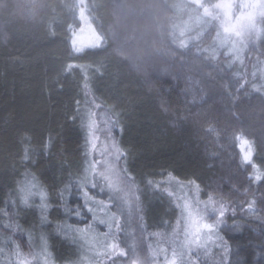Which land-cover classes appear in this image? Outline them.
<instances>
[{
  "label": "trees",
  "instance_id": "16d2710c",
  "mask_svg": "<svg viewBox=\"0 0 264 264\" xmlns=\"http://www.w3.org/2000/svg\"><path fill=\"white\" fill-rule=\"evenodd\" d=\"M75 2L0 0V208L17 213L14 222L25 230L85 224L66 209L76 207L75 188L92 175L84 124L90 93L122 127L113 134L130 153L127 167L150 250L174 232L178 210L148 181L155 185L171 174L198 184L203 197L231 205L254 198L259 215L228 216L235 227L222 228L224 258L212 264H264V182L250 179L253 168L241 162L233 141L247 137L252 163L264 170V94L234 90L232 68L175 47L169 0H90L103 43L76 54L70 42L79 25ZM29 179L48 194L44 223L32 208L11 204ZM6 220L0 217V225ZM51 244L54 252L66 247Z\"/></svg>",
  "mask_w": 264,
  "mask_h": 264
},
{
  "label": "rangeland",
  "instance_id": "374dc122",
  "mask_svg": "<svg viewBox=\"0 0 264 264\" xmlns=\"http://www.w3.org/2000/svg\"><path fill=\"white\" fill-rule=\"evenodd\" d=\"M89 1L76 0L75 2L79 5V25L77 29L72 31L70 42L73 52L76 54H80L85 50H96L103 43L102 35L94 22L95 17L93 20L90 11ZM169 3L176 13V16L171 18L169 32L170 40L175 47L178 49H190L189 51H193L198 55L205 54L207 58L212 59L215 63L224 64L232 68L234 70L233 77L234 79L236 78L231 83L234 90H243L248 87L251 91L264 94V0H169ZM88 96L89 104L86 103V108L84 105L85 125L90 105L92 103L99 105L90 93ZM90 110L97 114L98 127L101 131L97 132L96 135L99 137L97 144L100 147L106 142L104 135L105 118L111 117L101 105L98 109L90 108ZM235 137L236 135H234L233 141L236 142ZM88 140L89 136H87ZM88 147L89 145L87 144ZM89 153H92L93 158L97 161L109 159L107 156L101 157L99 151H92L90 147ZM100 167L101 165L98 164L97 168ZM253 175L254 170H252ZM166 177L156 181L155 185L159 187H154L167 194L169 192L173 193L170 197L178 210L177 220L181 218V211L177 204L183 202L181 199L183 196H188L191 199H195L198 196L201 201L207 200L208 196L203 197L200 189L197 192L195 183L190 185L192 181H180L172 176ZM91 179L92 175L89 177V181ZM22 183L32 184L34 182L29 179ZM97 199H104L107 203L106 196H97ZM253 200L254 198H251L248 202ZM35 204L39 205L38 198H35ZM228 205H230V208L226 212L223 222L218 224L212 233L209 234L205 230L200 234L203 246L200 248L193 247V252L198 253V255L193 256L196 264H212L215 260L224 258L222 254L225 253L226 247L222 239V228L229 230L235 227H230L228 223L229 215L239 213L249 216L254 215L255 217L259 215L254 205L251 211L248 209L247 203L238 202L237 205ZM19 207L20 209L23 208V206ZM93 207L98 218L107 219L106 213L115 211L114 207L111 209L98 208L95 205ZM203 207L204 205L201 203L200 208L203 209ZM32 209L41 214L38 206ZM211 214L212 209L209 208L206 215ZM118 215H120L121 227L117 230L114 226L111 232H109L107 227L100 226L89 219L87 223L92 225V228L87 234V240L83 239L79 233L74 232L77 228L85 227V224L79 226L67 225L62 228L63 231L61 228L51 231L43 225L31 226L26 229L32 233L31 247H29L25 239L27 232L13 233L11 230L5 229L3 233H6V235H3L0 240V246L5 247V254L0 257V260L7 261L9 258L8 247L4 244V240L7 237L14 236L21 243L24 253L28 254L29 252L40 251L41 237L43 236L47 240L51 264H80L81 261H83V264H89V261L95 264L93 254L97 247L102 249L105 241L108 243L115 242L129 252L132 246H135L141 258H147L151 264V251L156 250V248L149 249L148 240L142 231V224L139 218L141 212L125 208L124 212L122 214L118 213ZM8 222L10 221H5V223ZM208 222H213V220L210 219ZM174 228V231H179V239L182 240V225L178 226L176 222ZM173 233L162 235L158 245L160 248H169V256L171 255ZM52 241L63 242L66 247L61 251L56 250L54 252L52 250ZM162 257L163 254H161L157 264H163ZM184 258L187 259L188 257L185 256ZM28 259L31 260V256ZM38 259L41 260L42 264V258L38 257ZM100 259L101 264H110L109 261L103 258ZM127 261L128 257H124L122 261H117V264H127Z\"/></svg>",
  "mask_w": 264,
  "mask_h": 264
},
{
  "label": "snow or ice",
  "instance_id": "6c2138e0",
  "mask_svg": "<svg viewBox=\"0 0 264 264\" xmlns=\"http://www.w3.org/2000/svg\"><path fill=\"white\" fill-rule=\"evenodd\" d=\"M73 65H68L71 69ZM87 86V85H86ZM86 103H88L86 101ZM89 104V103H88ZM100 105L92 103L90 108L98 109ZM87 111L86 127L88 130V145L92 151H99L100 156H107L109 159L97 161L93 160L92 164L89 165L87 171H91L92 179L89 181L88 176L85 175L83 181L79 184V187L75 188L76 200L78 203L75 208H68L66 211L73 214L74 218H78L85 223V227L77 228L74 232L79 233L80 236L87 240V234L90 232L92 225L87 223L90 218L93 222L100 226H105L111 232V229L115 226L117 230L120 229V215L124 212L125 208L132 210L140 209V197L136 195L138 189L136 187V179L127 167V158L130 155L125 151L116 141L114 131L122 127L119 126L117 119L106 117L104 121V135L106 142L98 147L97 141L99 137L96 135L97 132L101 131L98 127V118L96 112L92 110ZM237 142L236 147L239 149L242 163L250 165L254 170V175L250 179L257 182H264V170H261L252 163L253 158V146L252 142L243 135H237L235 137ZM27 158V157H26ZM124 161V166L120 165V162ZM100 164L101 167L97 168ZM171 175V174H169ZM35 178H33V181ZM195 182H190L194 184ZM149 186H156L154 182L149 180ZM197 192H199V185L195 184ZM65 191H68L66 188ZM166 191V190H165ZM169 196L173 193L169 192ZM17 200H12L11 204L13 208L23 206V209H31L39 207L41 216V223L48 220L46 213L49 211L48 194L35 183L28 184L24 183L18 186L17 189ZM97 196H106L107 203L104 199H97ZM35 198L39 199V205L35 204ZM60 199L63 201V192L60 193ZM71 199V195L69 197ZM182 203H178L177 207L181 211V218L177 220V225H182L183 239H179V231H174L172 239V247L170 249L171 255L169 256V248L157 247L156 250L151 251L152 261L151 264H157V261L163 254V264H196V260L193 259L194 255L198 253L193 252V247L200 248L203 246V241L200 234L205 230L210 234L212 233L218 224L223 222L226 212L229 210L228 205L223 200H217L213 196L209 195L207 200L201 201L197 196L195 199H191L188 196H183ZM79 201H82L80 203ZM6 204L8 202H5ZM203 204V209L200 208V204ZM248 209L251 211L255 200L246 202ZM98 208H115V211L106 213L108 216L105 218H98L95 214L94 207ZM212 209L211 215H206L208 209ZM58 210V209H57ZM17 213H9L7 207L0 208V217L7 218L10 222L3 223L0 227L9 229L13 233H24L27 232L25 239L28 242L29 247L32 245V233L31 231L22 229L18 223L13 221V216ZM91 214V216H89ZM143 220V217H140ZM213 222H208L209 220ZM57 227H60L57 225ZM63 231V229H62ZM159 235V234H156ZM191 237V238H190ZM4 244L8 247V259L7 261L0 260V264H51L50 252L48 250L47 240L41 237V248L39 252H29L25 254L21 243L18 242L14 236H9L4 240ZM186 250V251H185ZM5 254V247L0 246V257ZM31 256V260L28 257ZM188 258L185 259L184 257ZM124 257H128L127 264H150L147 258H141L137 253L135 246H132L130 252L119 244L113 242L108 243L105 241L102 249L97 247L94 254L93 260L95 264H101V259L107 260L110 264H117V261H122ZM83 264V261L80 262ZM92 264V261H89Z\"/></svg>",
  "mask_w": 264,
  "mask_h": 264
},
{
  "label": "bare ground",
  "instance_id": "6f19581e",
  "mask_svg": "<svg viewBox=\"0 0 264 264\" xmlns=\"http://www.w3.org/2000/svg\"><path fill=\"white\" fill-rule=\"evenodd\" d=\"M74 16V15H73ZM74 18V17H73ZM167 176H169V175H167ZM159 177V176H158ZM166 177V176H165ZM162 179V178H161ZM157 181H158V179H156ZM166 180H167V177H166ZM156 182V181H155ZM160 182V181H159ZM158 183V182H157ZM161 183V182H160ZM164 193H166V192H164ZM75 198H76V196H75ZM178 218V217H177Z\"/></svg>",
  "mask_w": 264,
  "mask_h": 264
}]
</instances>
